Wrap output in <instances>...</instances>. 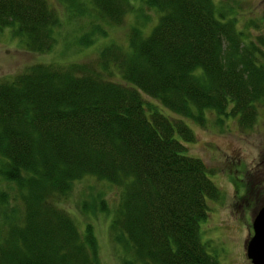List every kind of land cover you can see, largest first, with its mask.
Masks as SVG:
<instances>
[{
  "label": "trees",
  "instance_id": "trees-1",
  "mask_svg": "<svg viewBox=\"0 0 264 264\" xmlns=\"http://www.w3.org/2000/svg\"><path fill=\"white\" fill-rule=\"evenodd\" d=\"M59 2L93 15L80 41L132 11L131 0H87V10L82 0ZM143 5L156 21L147 34L127 27L126 50L107 44L94 64L36 62L0 79V264H103L90 225L79 230L58 205L83 177L117 189L112 205L100 193L78 203L80 214L108 218L115 264H217L198 222L218 192L184 152L193 140L184 120L255 122L264 34L236 30L211 0ZM57 17L44 0H0V30L30 52L53 46Z\"/></svg>",
  "mask_w": 264,
  "mask_h": 264
},
{
  "label": "rangeland",
  "instance_id": "rangeland-1",
  "mask_svg": "<svg viewBox=\"0 0 264 264\" xmlns=\"http://www.w3.org/2000/svg\"><path fill=\"white\" fill-rule=\"evenodd\" d=\"M57 13V26L52 29L53 46L41 53L27 51L15 36L4 28L0 30V79L10 77L33 63L51 65L94 64L97 50L107 44H119L126 50L127 27L139 25L143 34L156 21V11L146 8L144 0H131L132 11L122 18V23L104 25L101 35L93 32L81 42L92 14L77 15L66 11L59 0H44ZM223 18L232 19L236 30L248 37L264 34V0H211ZM84 8L87 10V0ZM143 16V17H142ZM86 38V37H85ZM142 98L152 103V98ZM154 103V102H153ZM255 122L240 127L235 119L216 121L208 116L204 125L184 120L193 133V140L184 143V152L204 163L208 179L214 184L218 197L205 199L206 218L199 221L198 234L217 264H250L245 258L244 241L251 235V218L260 199H264V104L256 105ZM161 112L170 115L163 108ZM183 120V119H182ZM116 187L91 177L73 181L70 192L58 204L73 213L76 226L88 223L98 240V257L103 264H115L114 250L107 234L108 218L102 213L82 215L78 203L87 195L100 193L108 205L115 202Z\"/></svg>",
  "mask_w": 264,
  "mask_h": 264
},
{
  "label": "water",
  "instance_id": "water-1",
  "mask_svg": "<svg viewBox=\"0 0 264 264\" xmlns=\"http://www.w3.org/2000/svg\"><path fill=\"white\" fill-rule=\"evenodd\" d=\"M251 235L244 241L245 258L250 264H264V203L250 220Z\"/></svg>",
  "mask_w": 264,
  "mask_h": 264
},
{
  "label": "flooded vegetation",
  "instance_id": "flooded-vegetation-1",
  "mask_svg": "<svg viewBox=\"0 0 264 264\" xmlns=\"http://www.w3.org/2000/svg\"><path fill=\"white\" fill-rule=\"evenodd\" d=\"M263 197H264V195H263ZM264 203V199H260V204H263ZM260 204L259 205H257V207H256V209L260 206ZM256 209H253L254 210V213H256Z\"/></svg>",
  "mask_w": 264,
  "mask_h": 264
}]
</instances>
